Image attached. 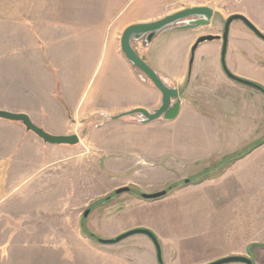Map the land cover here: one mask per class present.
I'll return each mask as SVG.
<instances>
[{
    "label": "rangeland",
    "instance_id": "obj_1",
    "mask_svg": "<svg viewBox=\"0 0 264 264\" xmlns=\"http://www.w3.org/2000/svg\"><path fill=\"white\" fill-rule=\"evenodd\" d=\"M247 2L209 1L216 16L214 25L203 31L223 33L231 16L257 10L253 18L264 29V0ZM85 3L118 5L117 0H0V111L27 114L50 135L80 139L77 145L53 146L32 132L22 133L16 126L23 124L5 127L8 121L0 120V264H159L156 247L145 235L117 245L99 242L135 229L154 233L164 264H208L232 256L264 264V204L258 201L264 197V174L261 179L257 173L256 190H250L251 199L243 204L226 202L218 194L239 172L248 176L255 166L249 156L264 145V94L240 85V91L229 94L233 104L222 101L228 91L210 84V75L195 72L201 50L205 59L212 57L209 42L196 50L190 76L195 85L187 96L192 106L179 118L157 120L149 127H134L125 119L99 124L102 118L66 125L62 111L54 114L48 92L61 94L70 111L90 88L86 103L107 109L131 101L152 106L157 99L149 89L99 96L104 78L98 72L81 77L63 69L56 79L43 52L46 37L60 35V22L77 19L80 14L74 11ZM232 22L240 41L255 45L257 56L264 55V43L255 41L244 22ZM189 37L175 31L152 44L157 61H171L172 74L180 68ZM187 67L189 72L190 60ZM260 76L264 80V72ZM55 101L63 107L57 97ZM170 153L184 159L173 163ZM256 159L264 161V155ZM233 166L237 172L223 178ZM126 186L129 192L116 194ZM160 191L167 194L158 200L141 196Z\"/></svg>",
    "mask_w": 264,
    "mask_h": 264
},
{
    "label": "crops",
    "instance_id": "obj_2",
    "mask_svg": "<svg viewBox=\"0 0 264 264\" xmlns=\"http://www.w3.org/2000/svg\"><path fill=\"white\" fill-rule=\"evenodd\" d=\"M117 2L118 5L98 3L82 4V10L74 11V13L80 14L78 15L79 17L77 19L63 24L60 22V35L51 36L49 38L46 37L47 42H45V46L43 47L44 55L51 63H49V67H51V65L53 66V69L51 70H54L53 72L56 76V79H58L57 73L61 72L63 69L70 70L75 75L81 77H93L97 72L99 75L102 74L101 76L104 79L101 82L99 91L96 93H99V96L107 95L108 93L113 92H120L122 94H136L138 92H142L145 89H149L156 94L155 98L157 99L152 106H146L143 103L141 104L139 101H131L129 103L113 107L112 109H107L100 106H95L97 104H94L95 102L93 100L91 104L86 103V100L89 99V96L92 92V89L90 88L87 95V91L81 92L77 104L74 105V107L71 106L70 111V108L68 110V107L65 105V99L61 97V94L54 96L52 92H48L47 97L50 100L49 103H52V107L55 106L53 107L54 114L56 113L57 115H60V111H62V117L65 119L66 125L69 123L90 124L93 123V121L97 118H102L101 123L99 124H105L108 120L112 122L125 119V121H127L126 123L130 124L131 126L149 127L152 122L148 124L139 123L140 119L138 117H123V114L129 113L136 109H145L146 111L152 113L155 109L160 108V106L156 107V105L157 103L161 105V92L156 88V86H152V84H149L147 81L143 80L141 78V74H139L140 69L130 63V61L123 54L121 51L122 45L120 37L123 35L124 31L132 25L156 22L174 14L177 11L175 0H117ZM213 11L214 13L212 20L208 25L190 30L169 31V33L175 31H185L186 33H189L190 36L189 39L184 42V46L182 47L183 51L179 64L180 68L177 66L179 68L178 71L177 69H174L177 71L176 74L170 73V66H172L171 61L167 59L165 65H163L159 61L160 59L157 61L155 51L152 50V44L155 42V40L159 38V36H162L168 32L155 37L150 44H144L143 46L138 45L136 48L140 53L141 58L156 72V74L159 75L166 86L177 89L179 93L178 97L181 99V106L179 108L180 112L177 118H179L184 113L185 109H188L190 106H192V100L187 97L188 91L192 86L191 84L195 85L194 81L191 83L190 78L191 68L194 63L193 59L192 62L189 59L190 55H192L191 47H194V44L197 42V40L205 35L220 37L223 36L222 33L219 32L203 31V29L211 28L214 25L213 22L216 16V9L214 8ZM257 11H255L256 14L253 11H250V13L248 12V15H244L242 13L238 14L246 17L248 21H250L260 31V33L264 35V29L253 18V15L255 16L258 14ZM244 25L247 27V30L249 31L248 33L252 34L255 41L264 43V40L253 33V31L245 23ZM249 43L250 42L240 41L235 31H232L230 25L228 44L226 46V56L224 58L225 65L228 69L227 71H229L235 77L243 79V81L246 80L248 82L258 84L264 88V80L260 76V74L264 72V55L261 54L257 56L254 49L255 45ZM223 46L224 42L222 38L220 40L212 41V43L208 46L212 50L210 53L212 54V57L209 58V60L204 58V51L201 50V52L198 54V58L196 59L197 69L195 72H197V76L203 75L207 77L210 75L212 77V81L209 82L210 84L215 85L217 88H221L222 90L228 91L227 100L223 99L222 101H229L233 104L235 100H232L233 97L230 99L229 94L240 91L242 89L240 85L243 84L237 83V81L233 79L231 80V78L224 71L225 69L221 59ZM45 47L48 49L45 50ZM59 55L60 64L57 61V57ZM188 59L190 60L189 72L187 67L189 61ZM61 62L64 63L62 64ZM208 63L210 64V68H207L208 71H206L205 68ZM174 66L175 65H173V67ZM47 76L49 79L48 82L52 84V79L49 75ZM182 91H184L183 94ZM257 91L263 93L261 90L257 89ZM55 97H57L60 102L63 103V107L55 101ZM260 103L261 106H264V101L260 100ZM205 114L208 116L207 113ZM37 120L40 122L39 124L48 123L46 119ZM158 120L168 121L163 118ZM7 123L8 124L5 125V127H10V125H12L14 122ZM20 124L22 125V123ZM261 126L264 128V121L262 122ZM16 127H18L22 133L27 131L23 125ZM64 134L68 135L66 133ZM262 146L258 149L256 148V150L251 155L249 154V158H254L252 164L255 166L251 168L252 172H249L248 176L239 172L238 179L232 181L229 185V188L225 189L224 192H218L222 200H225L226 202L233 200L243 204L245 203L244 199H251L250 190H256L257 182L255 179L257 178V173L260 172L258 175L261 177V179L263 178V175L261 174H264V161H261V159H256L257 157L264 155V147ZM168 157L173 163H178L180 161V159L177 158L180 156L177 154L170 153L168 154ZM180 158L184 159L183 157ZM182 162L184 163V161ZM184 164H188V162ZM252 164L249 166H252ZM236 170V166L231 167V169H228V171L222 175L223 178L228 177V175L231 173H235ZM262 181L263 185L262 182L260 184L264 189V180L262 179ZM258 201L264 204V197L262 199H258ZM254 211L260 212V210H256L255 208Z\"/></svg>",
    "mask_w": 264,
    "mask_h": 264
},
{
    "label": "water",
    "instance_id": "obj_3",
    "mask_svg": "<svg viewBox=\"0 0 264 264\" xmlns=\"http://www.w3.org/2000/svg\"><path fill=\"white\" fill-rule=\"evenodd\" d=\"M214 8L211 6H198V7H191V8H185L180 11H176L174 14L167 16L161 20H158L156 22L147 23V24H136L128 27L121 39V45L122 49L121 51L126 56V58L132 63L134 66L139 68L156 86V88L161 92L162 94V102L160 105V108L155 109L152 113L146 111L145 109H136L134 111H131L129 113L123 114L124 116H135L140 119L141 123L148 124L150 122H154L160 118H163L165 120L171 121L177 118L180 112V106H181V99L179 96V93L176 88H169L166 86V84L161 80L158 74L141 58L140 53L138 50H136V45L134 46L133 43H143V45H148L152 42V40L169 31L174 30H190V29H196L205 25H208L209 22H211ZM234 20H241L244 22L257 36H259L262 40H264V35L260 33V31L250 22L248 19L240 14H235L231 16L227 21L225 25V32L222 34L223 36H203L197 40V42L194 44V47H191V54L192 58L190 59L191 62L194 59V54L197 50V47L200 44H203L206 42H212L215 40L223 39L224 46L222 51V63L224 66V71L226 74L231 78V80L237 81V83H241L243 85L254 87L258 90H261L264 94V89L260 86L248 82L246 80L243 81V79H240L238 77H235L232 75L225 65V56H226V49L228 44V36L230 31V25L232 21ZM177 24H182L181 26H178ZM143 80L144 77L141 76ZM175 99L176 102L172 103V100ZM118 118V117H116ZM116 118H110V119H116ZM0 120H5L8 122H18L22 123L26 130L28 132L34 133L36 136H38L41 140H43L46 144H50L53 146H60V145H77L80 143V139L77 135H62V136H53L48 134L46 131H44L42 128L35 125L31 118L27 114L23 113H11L7 111H0ZM130 191V188L123 187L116 191V194H122L127 193ZM167 194L166 191H160L157 193L152 194H143L141 195L143 199L145 200H158L160 198L165 197ZM88 211L85 213V217L88 216ZM145 235L148 238H150L156 247L157 250V258L159 264H164L162 255V249L161 245L159 244L158 238L154 235L153 232L146 230V229H135L128 231L120 236H118L116 239H99V242L104 245H114L119 242H122L125 239H129L130 237L134 235ZM230 263H243V264H253L252 260L243 256H232V257H225L223 259L217 260L215 262H211L208 264H230Z\"/></svg>",
    "mask_w": 264,
    "mask_h": 264
},
{
    "label": "built area",
    "instance_id": "obj_4",
    "mask_svg": "<svg viewBox=\"0 0 264 264\" xmlns=\"http://www.w3.org/2000/svg\"><path fill=\"white\" fill-rule=\"evenodd\" d=\"M211 0H175L176 7H179V11L185 8L207 6V3ZM177 9V10H178Z\"/></svg>",
    "mask_w": 264,
    "mask_h": 264
},
{
    "label": "flooded vegetation",
    "instance_id": "obj_5",
    "mask_svg": "<svg viewBox=\"0 0 264 264\" xmlns=\"http://www.w3.org/2000/svg\"><path fill=\"white\" fill-rule=\"evenodd\" d=\"M225 25H226V23H225ZM224 32H225V26H224V30H223V33H224ZM223 33H222V34H223Z\"/></svg>",
    "mask_w": 264,
    "mask_h": 264
},
{
    "label": "trees",
    "instance_id": "obj_6",
    "mask_svg": "<svg viewBox=\"0 0 264 264\" xmlns=\"http://www.w3.org/2000/svg\"><path fill=\"white\" fill-rule=\"evenodd\" d=\"M260 145V144H259Z\"/></svg>",
    "mask_w": 264,
    "mask_h": 264
}]
</instances>
